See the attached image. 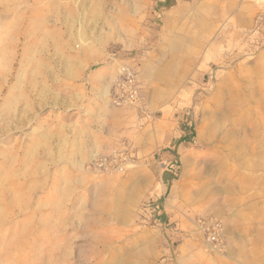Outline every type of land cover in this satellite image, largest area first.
<instances>
[{"label":"rangeland","instance_id":"rangeland-1","mask_svg":"<svg viewBox=\"0 0 264 264\" xmlns=\"http://www.w3.org/2000/svg\"><path fill=\"white\" fill-rule=\"evenodd\" d=\"M0 264H264V0H0Z\"/></svg>","mask_w":264,"mask_h":264},{"label":"built area","instance_id":"built-area-1","mask_svg":"<svg viewBox=\"0 0 264 264\" xmlns=\"http://www.w3.org/2000/svg\"><path fill=\"white\" fill-rule=\"evenodd\" d=\"M137 94V86L135 77L132 72L124 70L123 75L117 82V102L127 103L131 102L132 98ZM212 240L216 239L215 235H210Z\"/></svg>","mask_w":264,"mask_h":264},{"label":"crops","instance_id":"crops-1","mask_svg":"<svg viewBox=\"0 0 264 264\" xmlns=\"http://www.w3.org/2000/svg\"><path fill=\"white\" fill-rule=\"evenodd\" d=\"M183 140L186 141V139H183ZM184 141H183V142H184ZM183 142H182V143H183ZM182 143H179V145H174V146L172 147V149H175V150L177 151L178 148L180 147V145H181ZM81 146H82V147H85V148H89V147H91V142H88V141H86V140H85V141L83 140V141H81ZM170 153L173 154V153H174V150H172V151L169 152V157L172 156ZM236 235H237V237H241L242 235H244V237H250L249 234H248V235H249V236H248L247 234H243V233H236ZM239 235H241V236H239ZM246 235H247V236H246Z\"/></svg>","mask_w":264,"mask_h":264}]
</instances>
